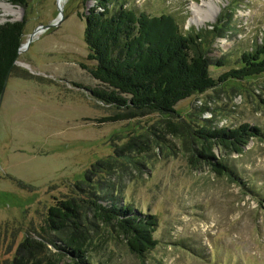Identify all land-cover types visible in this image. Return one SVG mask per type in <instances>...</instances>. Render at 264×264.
<instances>
[{
  "label": "rangeland",
  "instance_id": "1",
  "mask_svg": "<svg viewBox=\"0 0 264 264\" xmlns=\"http://www.w3.org/2000/svg\"><path fill=\"white\" fill-rule=\"evenodd\" d=\"M203 1L119 0L138 14L173 16L183 33L212 31L227 17L229 25H221L219 37L209 35L203 47L210 58L229 61L211 68L217 78L260 44L264 0H219L213 19L190 23L191 6ZM93 6L95 0H29L25 8L14 7L17 18L0 8V25L25 20V47L0 103V264L47 263L49 251L56 252L41 237L47 211L79 197L76 187L85 178L116 183L122 203L157 223L158 245L144 259L100 225L107 242L93 250L96 264H264V140L251 139L242 154L214 148L235 181L198 158L186 133L202 125L243 124L264 132V74L195 94L175 107L172 119L116 111L90 94L102 86L82 68L94 65L87 60L82 17ZM54 23L29 42L39 26ZM102 162L115 170L98 168ZM27 239L41 246L24 251Z\"/></svg>",
  "mask_w": 264,
  "mask_h": 264
},
{
  "label": "trees",
  "instance_id": "2",
  "mask_svg": "<svg viewBox=\"0 0 264 264\" xmlns=\"http://www.w3.org/2000/svg\"><path fill=\"white\" fill-rule=\"evenodd\" d=\"M6 1L13 7L25 8L29 0ZM82 17L87 60L94 63L91 68H82L102 86L92 89L90 94L128 115L157 113L172 119L177 117L175 107L195 94L213 90L228 80L264 74L263 35L259 45L240 55L237 67L213 77L211 68H224L229 61L210 58L203 47L209 35L219 37L223 32L221 25L228 24L224 15L212 31L187 33L180 30L171 15L138 14L119 0H95V6ZM24 27L25 20L0 25V96L18 59ZM186 133L193 136V151L198 158L217 175L235 181L239 180L235 173L218 163L214 148L242 154L251 139L264 140L263 130L248 124L232 129L202 125L195 131L189 128ZM197 147L199 150H195ZM97 166L115 170L109 162ZM115 184L99 185L96 179L85 178L76 187L79 197L57 201L49 208L41 237L56 252L49 251L51 258L46 264H60L64 260L68 264H96L93 250L107 242L102 225L122 237L125 247L137 258L144 259L155 249V217L137 213L122 203L116 196L119 191ZM35 243L38 244L27 239L21 249L30 251Z\"/></svg>",
  "mask_w": 264,
  "mask_h": 264
},
{
  "label": "bare ground",
  "instance_id": "3",
  "mask_svg": "<svg viewBox=\"0 0 264 264\" xmlns=\"http://www.w3.org/2000/svg\"><path fill=\"white\" fill-rule=\"evenodd\" d=\"M217 2H219V0L203 1L200 6L193 4L190 8L193 14L190 23L203 24L213 19L217 14ZM0 8L2 9L3 14L7 17L12 16L13 18H17L20 15L18 9H15L7 3L0 4Z\"/></svg>",
  "mask_w": 264,
  "mask_h": 264
},
{
  "label": "water",
  "instance_id": "4",
  "mask_svg": "<svg viewBox=\"0 0 264 264\" xmlns=\"http://www.w3.org/2000/svg\"><path fill=\"white\" fill-rule=\"evenodd\" d=\"M10 5V4H9ZM12 6V5H11ZM13 7V6H12ZM58 10H59V13L61 14L62 13V10H61V8L58 6ZM14 22V21H13ZM57 25V23H54V24H51V25H47V26H39L35 31H34V34L30 37V40H29V42L31 41V38L36 34V33H39V32H41L42 30H46V29H48V28H51V27H53V26H56ZM28 42V43H29ZM25 46H23V45H21V47H20V49L18 50V54H20L22 51H23V48H24ZM16 63V62H15ZM4 90H5V88H4ZM4 90H3V92H2V94H1V96H0V103H1V99H2V97H3V93H4Z\"/></svg>",
  "mask_w": 264,
  "mask_h": 264
}]
</instances>
